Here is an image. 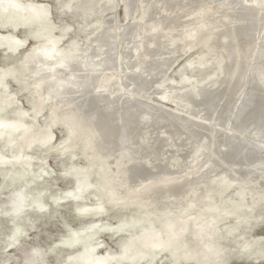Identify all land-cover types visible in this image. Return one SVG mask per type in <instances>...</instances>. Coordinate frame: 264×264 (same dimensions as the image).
<instances>
[{
	"label": "water",
	"instance_id": "95a60500",
	"mask_svg": "<svg viewBox=\"0 0 264 264\" xmlns=\"http://www.w3.org/2000/svg\"><path fill=\"white\" fill-rule=\"evenodd\" d=\"M0 264H264V0H0Z\"/></svg>",
	"mask_w": 264,
	"mask_h": 264
}]
</instances>
